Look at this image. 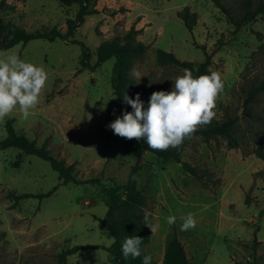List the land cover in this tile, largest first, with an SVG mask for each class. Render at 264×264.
I'll use <instances>...</instances> for the list:
<instances>
[{
	"label": "rangeland",
	"instance_id": "obj_1",
	"mask_svg": "<svg viewBox=\"0 0 264 264\" xmlns=\"http://www.w3.org/2000/svg\"><path fill=\"white\" fill-rule=\"evenodd\" d=\"M221 1L236 18L246 10V0ZM186 6L197 14L192 31L178 16ZM94 7L98 13L87 16L69 40L35 39L2 51L43 67L48 79L27 119L17 106L0 120V139L7 135L3 122L14 120L19 133L72 165L78 178H100L101 183L64 185L48 161L24 155L14 166L21 150L0 151V264H111L102 246H111L115 238L94 218L108 213L104 185L125 183L137 164V187L146 196L143 210L153 225L146 251L157 264H164L173 235L184 244L191 264H264V159L254 153L264 133V90L245 104L264 81V15L237 28L213 0H95ZM78 9L59 0H0V25L66 32L67 18ZM133 27L148 46L129 71L136 87L170 91L183 74L179 66L158 64V49L197 63L205 59L203 49L212 55L210 67L223 81L213 119L238 118L233 127L238 145L224 137L193 135L181 159L197 175L150 152L127 155L125 138L108 127L122 112L111 84L115 58L92 71L83 66L82 44L88 48L87 63L96 65L99 45L117 37L124 41ZM54 187L43 199L12 196L44 194ZM189 213L196 226L181 231ZM169 215L176 217L174 224L167 223ZM75 246L86 248L61 257Z\"/></svg>",
	"mask_w": 264,
	"mask_h": 264
},
{
	"label": "trees",
	"instance_id": "obj_2",
	"mask_svg": "<svg viewBox=\"0 0 264 264\" xmlns=\"http://www.w3.org/2000/svg\"><path fill=\"white\" fill-rule=\"evenodd\" d=\"M63 6H71L77 4L79 9L73 18H67L66 32L59 31V29H53L51 31H37L31 32L24 30L19 26L0 25V29L4 33L3 39L0 40V51H5L13 46L35 40L44 39L50 42L56 39L69 40L74 34V30L81 27L86 17L95 13H98L97 8L94 7L95 0H59ZM218 8L226 13L228 20L234 24L237 28L242 27L244 24L255 20L258 16L264 15V0H259L254 4L252 0H246L244 6L246 10L239 17L236 18L231 14L229 9L221 3V0H213ZM178 16L186 27L192 31L196 21L197 14L192 12L190 7L186 6L178 12ZM139 30L134 27L130 31H127L124 41L120 38H116L111 41L104 42L99 45L97 49V62L96 65H89L85 56L88 54V48L84 44L82 63L83 66L89 67L92 71L101 66L103 62L110 58H115L114 67L112 71L111 84L113 92L116 95L118 101L122 104V110L131 111V106L123 102V95L126 93L130 97H135L137 93L140 94V98L144 101L146 107L151 88L148 86L136 87L134 81L130 77L129 71L133 65L134 59L143 55L148 46L137 39ZM76 42L75 40H71ZM205 46H203L204 48ZM205 59L202 62H194L189 60H181L172 51H166L163 49L157 50V62L158 64L176 65L181 68L190 70L194 76L201 74H210L214 72L210 64H212V55L203 49ZM264 90V81L257 87L256 90L251 91L246 97L245 104L252 102L256 97V92ZM237 117H228L222 120L212 119L211 123L202 125L196 128L193 133L186 137L183 142L176 148L169 147L167 150H153L148 148L145 141L137 140L136 138L124 139V151L129 156L141 157L144 153H153L157 158L163 162L170 160L175 161L183 167V169L193 175H197L196 168L181 159V154L187 146L190 138L195 134H200L205 140H209L217 137H224L228 140V143L232 146H237L238 142L233 135V127L237 123ZM7 135L4 139H0V151L7 148H17L21 150V154L17 156V159L13 163L14 166L20 165L23 161L24 155H36L50 163L52 168L58 172L61 183L66 184H86V183H101L100 178H78L72 165H68L62 158L53 156L52 153L44 146H38L35 140H31L23 134L19 133L14 127V120H7L3 122ZM254 153L261 159H264V133L260 139L259 144L254 149ZM23 155V156H22ZM139 165H134L131 168L128 180L123 184L104 185L105 203L108 207V213L104 218L95 217L98 221V225L108 230L115 238L114 243L109 246H102L104 250L108 252V258L111 264H142V257L145 254H149L146 251V245L149 243V227L144 224V211L143 207L146 205V196L143 190L137 187ZM57 187H54L49 192L44 194H12L15 200L20 201L27 198H39L43 199L49 197L55 192ZM248 203V200L246 199ZM139 236L142 238V253L141 257L133 259L129 256L125 259L122 255L121 245L125 237ZM100 246H93L97 248ZM86 248V246H75L73 248L66 249L61 255L63 259L67 255L74 254L75 252ZM185 246L177 235H173L166 245L164 251V264H191L188 258L187 252H185ZM151 255V254H150ZM152 256V255H151ZM24 264V263H21ZM151 264H157L156 260L152 257Z\"/></svg>",
	"mask_w": 264,
	"mask_h": 264
},
{
	"label": "clouds",
	"instance_id": "obj_3",
	"mask_svg": "<svg viewBox=\"0 0 264 264\" xmlns=\"http://www.w3.org/2000/svg\"><path fill=\"white\" fill-rule=\"evenodd\" d=\"M134 75L137 79L142 77L138 72ZM47 79L48 74L43 67L0 51V120L13 113L17 106L22 117L27 119L31 110L39 104ZM173 82L170 91L152 92L147 107L139 93L134 98L125 93L123 102L131 106V111L122 110L108 127L120 137L142 138L153 150L178 147L198 125L211 123L216 115L215 102L223 89V81L216 72L194 76L185 69ZM143 220L153 230L147 210ZM175 222L174 215L167 217L169 225ZM195 226L196 221L189 213L183 217L180 230L187 231ZM141 245V237H125L121 245L123 257H141ZM151 261L150 254L143 255L142 264H151Z\"/></svg>",
	"mask_w": 264,
	"mask_h": 264
}]
</instances>
